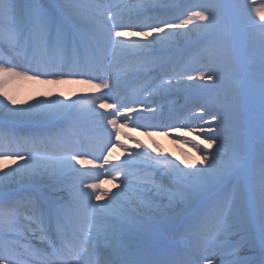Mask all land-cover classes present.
Returning <instances> with one entry per match:
<instances>
[{
	"label": "snow or ice",
	"instance_id": "6c2138e0",
	"mask_svg": "<svg viewBox=\"0 0 264 264\" xmlns=\"http://www.w3.org/2000/svg\"><path fill=\"white\" fill-rule=\"evenodd\" d=\"M231 6L260 29L247 63L242 66L235 63L234 57L229 55L227 39L222 43L200 42L195 47L197 54L206 58L231 59L233 66L248 79L249 88L246 93H241L237 87L221 93L216 105L219 111L210 113L200 104L196 106L199 115L195 107L188 110L191 115L181 113L175 118L179 122L177 126L176 123H141L159 109L146 105L137 108L134 106L137 101L125 102L119 92L121 77L147 76L160 70L163 75L159 92L167 93L173 87L172 79L165 58L158 53L166 51L175 37L181 35L175 29L188 25L206 32L213 29L219 10L224 7L221 0H194L181 13L183 19L180 16L164 19L162 16L170 14L164 11L146 16L143 21L139 20L140 14L155 7L151 0H136L131 5L136 16L127 20L114 5L103 0H96L90 7L85 0H0V47L32 53L28 67H21L12 60L0 61V89L10 80L33 72L37 78L49 76L57 80L86 76L85 82L96 81L94 87L107 90L98 96L81 97L71 104L49 100L38 101L27 108H9L0 101L11 119L39 128L66 109L80 105V117L94 116L105 131L111 126L113 131L108 135L109 138L115 135V143L111 139L109 143L111 147L122 149L126 146L120 142L121 133L117 129L121 119L124 126L131 123L137 129L166 130L165 135L182 130L197 134L198 129L203 131L197 121L210 115L207 130L211 133L203 140L206 146L203 149L196 141L184 138V143L203 152L200 166L188 164L190 171L166 156L157 158L147 151L131 153L122 163L112 165V171L117 174L112 178L122 176L123 188L111 194L101 191L99 183H87L83 173L73 178L71 186L65 185L66 176L79 172L72 162L84 164L78 158L87 154L78 150L81 145L70 144L66 155L53 159L47 155L37 157L24 148L28 143L26 135L24 144L15 133L0 136V158L24 161L10 172L0 174V264H30L34 251L30 247L32 237L39 241V246L47 245L52 249L53 264H169L158 258L162 245L156 233L162 224L170 223L182 236L189 233L207 236L215 232L226 235L232 227L230 214L239 204L247 209L243 217L244 247L252 257L258 251L259 258H242L240 245L226 242L217 245L211 255L204 254L209 248L193 250L185 264H264V0H259V4L255 0H236ZM191 32L190 28L183 35ZM137 35L143 37L144 42L123 39ZM204 66L208 71L199 72L197 76L183 71H174V75L186 76L196 87L208 88L210 85L199 82L207 80L215 84L221 79L220 69L216 63ZM144 91L152 94L149 88ZM257 98L258 150L253 138ZM97 105L99 109L110 111H98ZM135 142L143 147L139 141ZM32 144L35 148V138ZM213 146L215 151H208ZM105 151L108 155L98 167L110 163L111 149L107 145ZM141 155L143 159L136 166L143 168L144 174L128 171ZM16 183L20 185L19 191H12ZM208 193L217 199L203 206ZM105 196L108 199L101 203ZM137 196L143 198L139 205ZM93 199L97 203H93ZM164 199L169 205L181 202L185 211L169 217L160 211V204L155 203ZM5 201L6 207L3 206ZM139 208L158 214L155 219L141 223L136 216ZM257 208L258 231L254 226Z\"/></svg>",
	"mask_w": 264,
	"mask_h": 264
},
{
	"label": "bare ground",
	"instance_id": "6f19581e",
	"mask_svg": "<svg viewBox=\"0 0 264 264\" xmlns=\"http://www.w3.org/2000/svg\"><path fill=\"white\" fill-rule=\"evenodd\" d=\"M169 0H151V3L155 6L153 10L141 13L139 20L143 21L146 16H154L161 14L164 11H168L170 14L162 16L164 19H174L176 16H180V19L184 17L181 15L183 10L187 8L190 3L194 0L185 1L184 4L179 5L182 8V11H177L176 9H171L170 7H165L163 4ZM174 1V0H173ZM177 1V0H175ZM174 1V2H175ZM96 0H85L86 6H89L95 3ZM104 3L111 4L115 6V10L119 11L124 19H132L136 16L131 5L136 3V0H103ZM224 4V7L219 10L218 22L215 27L209 31H203L193 28L192 25H188L186 28L175 29L174 31L181 33V35L176 36L175 39L180 38L183 33H187L188 29H192V32L187 36H192V38L200 39V42L207 44L210 41H215L217 43H222L225 39L227 42L233 37V43L240 50V59L243 63L246 64L248 58L254 48V37L258 35L260 29L252 26L246 18L239 15L235 7L231 6L236 3V0H221ZM259 4V0H255ZM160 5H164V8H161ZM184 5V6H183ZM178 9V8H177ZM225 11L231 13V17L235 22L232 24L230 29H228L227 24L225 23ZM179 22V21H177ZM261 21L257 20V23ZM194 23H203V22H194ZM235 26V27H234ZM139 31V29H128V31ZM196 31V32H195ZM185 37V36H182ZM125 40L136 39L144 42V38L137 35L135 37L127 36L124 37ZM199 42V43H200ZM197 45V44H196ZM179 53V51L177 52ZM229 53H232L229 51ZM161 55V53H158ZM234 60L237 59L236 55H232ZM8 60H12L14 63L20 64L21 67H28L29 63H26L18 55H10ZM7 60V61H8ZM209 63H216L219 65L218 75L221 76L220 80H217L215 84L210 81H200V84H208L212 91L202 98H195L197 100L191 103V107L186 110H181L175 116L169 117L164 116L159 118V112L167 110L171 106L176 105L179 98L183 96H189L193 93V90L196 89V86L193 85L191 81H188L186 76H176L174 71H183L189 72L193 76H197L199 72H207L208 68L204 65ZM238 64V62L236 63ZM34 67L35 65L32 64ZM167 68V67H166ZM236 68L231 63V59H225L223 56L208 57L198 55L197 49H193V53L187 54L184 60H181L173 71H169L170 78L172 79L173 87L169 89L167 93L159 92V85L162 83L161 76L163 75L162 71L159 75H150L142 76L143 74H138L136 76H122L119 86V92L121 98L123 94L127 95V98L130 97L129 101H137L134 105L137 108L142 107V105L151 106L158 108L159 111L154 116L149 114L150 118L147 121H141V123L148 124H172L176 123L179 126V122L175 119L181 113L186 112L188 115H191L189 109L196 108V113L199 115V108L197 105L203 104L211 112L219 111V108L216 105L219 103V97L221 93L225 91H231L233 87L240 89V79L237 78L238 73ZM244 73H240L243 76ZM232 77V78H231ZM87 80L86 76H77V77H66L57 80L55 77L49 76H40L35 77L33 72H29L26 75L14 78L10 80L6 85L0 89V101H3L4 104H7L9 108H27L29 105H35L38 101H58L62 100L65 104H71L72 101L79 100L81 97L87 98L90 96H98L102 92L107 91L106 89H99L93 85L96 81L92 83L85 82ZM179 81V83H177ZM249 81L244 75V81L242 82V93H246L248 88L244 83ZM150 84V87H149ZM145 88H149L151 95L148 91H144ZM7 93L5 96L4 93ZM11 98L9 100L8 98ZM11 101H15L13 104ZM81 104L84 103L83 100L80 101ZM111 103V100L108 101ZM80 105H76L73 108L66 109L62 113L55 116L52 120L45 122L41 127L35 128L25 123L11 119L7 115V109L0 105V127L1 133L0 136H11L13 133L16 134V138L22 144L24 136H27L28 145H24L28 151H33V154L37 157L47 155L55 159L58 156L66 155V150L69 145L63 143H69L73 141V134L78 135V141L83 137H89L86 142L89 143V147L86 145H81L78 150L81 152H86V155L78 157L84 161V164H78L76 161L72 163L75 165V168L79 172L70 173L65 177V185L71 186L73 178L79 176L80 173L84 174L87 183H99L101 186V191L118 192L123 188L121 176L118 179H113L112 177L117 175L112 171V165L117 163H122L131 153H143L147 151L151 156L159 158V154L168 156V159L172 160L175 163L180 164L185 171H190L188 164H195L200 166L201 156L203 152H198L190 144L184 143V138L196 141L201 145V148L206 146L203 144V140L207 139L208 135L211 133L207 130V122L210 120V115L205 116L203 121H197L203 127V131L198 129V133L194 134L188 130H182L181 132H174L172 135H165L166 130L159 129H137L131 123L127 126H124V121L121 119L117 125V129L120 131V142L123 143L126 147L124 149L120 147H111L109 139L112 143H115V135H112L109 138V132H112L111 126L108 127L107 131L104 130L102 124H100L94 116L89 115L87 118H81L78 112ZM256 107H259V102L257 98ZM97 110L101 112H106L110 110L99 109L97 105ZM71 123L83 124L80 126V129L75 128ZM65 126L68 127L72 132H69L65 129ZM215 126V125H214ZM35 134V136H34ZM46 134H51L48 137H55L60 140L63 144L62 147L55 148L52 144H47L46 146L40 147V141L47 143ZM127 134V135H124ZM53 135V136H52ZM131 136L134 139H128L127 137ZM46 137V140H44ZM33 138L36 140L35 148L29 143H32ZM99 143H95V139ZM253 138L256 141L257 150L259 147L260 140V114L255 111L254 115V131ZM48 140V141H47ZM135 141H139V147ZM53 143H56L55 141ZM71 143V142H70ZM105 145L111 149V156L109 157L110 163L104 167H98L103 162V157L107 156L108 153L105 151ZM208 151H215V146ZM95 157V159H94ZM143 159V156L137 158V161L128 171L135 174H144L145 170L141 167H137L140 161ZM91 161V163H89ZM187 161L188 163H181ZM23 160L19 158L5 157L0 158V174L5 172H10L12 169H15L17 165H22ZM35 163V161H33ZM139 169V172L136 170ZM20 177L17 176L16 180L19 181ZM159 183V180L157 181ZM20 188L18 183L13 184L12 191H17ZM128 190H126V193ZM136 202L139 205L142 202L141 197L137 196ZM108 197H103L101 203L104 200H107ZM93 203H97L93 199ZM155 203L160 204V211L166 212L169 217H174L177 214L183 213L185 211V206L177 201L173 205H169L167 199L157 200ZM7 202L5 201L3 206L6 207ZM247 209L244 208L243 204L237 205V208L234 209L233 213L230 214L231 220V231L226 235H221L219 232L210 233L206 236L202 245H199L196 249L209 248L210 251L204 253L205 255H211L216 249L217 245H222L226 243L227 238H230V241H233L232 244L240 245V253L242 258H259V252L257 251L256 256L252 257L250 252L244 247L243 241V227L245 213ZM157 212L149 211L147 208H139L136 211V216L141 223H147L156 218ZM254 226L259 229V210L258 208L254 212ZM162 228V225L159 227ZM165 232V231H162ZM182 235L175 233L174 238H180ZM35 239V238H34ZM30 247L34 250L30 257V264H53L55 258L50 257L51 248H48L47 245L41 247L39 246V241L35 239L30 243ZM163 254V251L160 252Z\"/></svg>",
	"mask_w": 264,
	"mask_h": 264
},
{
	"label": "rangeland",
	"instance_id": "374dc122",
	"mask_svg": "<svg viewBox=\"0 0 264 264\" xmlns=\"http://www.w3.org/2000/svg\"><path fill=\"white\" fill-rule=\"evenodd\" d=\"M180 11V10H179ZM225 23L227 24V27H228V29H230V27L232 26V24L234 23V25H235V22H234V20L232 19V17H231V13L230 12H228L227 13V11H225ZM235 27V26H234ZM196 32V31H195ZM188 34H190V33H188ZM182 36H185V35H182ZM182 36H180V38H177V39H175V42H177V41H179L180 39H181V37ZM176 38V37H175ZM5 48V52H6V54H4V53H1L0 52V59H3V60H7L8 59V57L10 56V53L11 54H14V55H16V52H18V50L17 51H12L11 49H8L6 46L4 47ZM19 55H20V57L24 60V61H26L27 63L30 61V57L29 56H26L25 54H22V53H19ZM29 57V58H28ZM242 65H244V64H242ZM241 71V70H240Z\"/></svg>",
	"mask_w": 264,
	"mask_h": 264
}]
</instances>
